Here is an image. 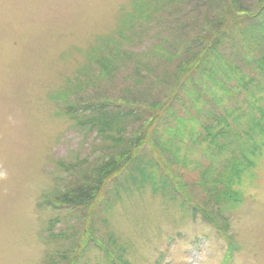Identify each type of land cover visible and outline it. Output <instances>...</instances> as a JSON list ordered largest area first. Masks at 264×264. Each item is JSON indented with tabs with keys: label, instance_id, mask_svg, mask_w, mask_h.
Masks as SVG:
<instances>
[{
	"label": "rangeland",
	"instance_id": "rangeland-1",
	"mask_svg": "<svg viewBox=\"0 0 264 264\" xmlns=\"http://www.w3.org/2000/svg\"><path fill=\"white\" fill-rule=\"evenodd\" d=\"M263 57L264 0H0V264H264ZM127 151L89 206L42 204Z\"/></svg>",
	"mask_w": 264,
	"mask_h": 264
},
{
	"label": "trees",
	"instance_id": "trees-1",
	"mask_svg": "<svg viewBox=\"0 0 264 264\" xmlns=\"http://www.w3.org/2000/svg\"><path fill=\"white\" fill-rule=\"evenodd\" d=\"M236 23L240 24L238 21H236ZM252 23H254V20ZM260 43H262V42L259 41L257 46H259ZM211 44L213 46L214 42H212ZM217 46L218 45H215L214 48H217ZM215 52L219 53L218 50H212L211 54H214ZM212 58L215 60L221 61L220 59H217L214 57H212ZM259 61H260V65L256 66V68H257V70L258 69L263 70L262 68H264L263 67L264 66V57H263V59L259 58ZM220 64L224 65V62L221 61ZM220 64L218 66H222ZM212 69H214V68H212ZM263 72H264V70H263ZM204 73H206V71ZM210 73L211 74H209V76H208V81L216 80L215 76H214V70H211ZM214 84H216V82H214ZM219 86H221V85H219ZM222 88H223V86H222ZM239 113H241V110L239 111ZM241 115L242 114H238L237 117H243V115L242 116ZM250 119H251V121L254 122V128H255L256 132L259 131V133L264 134V117L259 119V120H261V122H256L257 120L253 117H250L249 120ZM252 128L253 127H251V129ZM100 131H101L100 132L101 134H105L104 131H102V130H100ZM253 146H254V148L257 147V145L255 143ZM132 152L133 151H127L123 156V158H124L123 163L120 165L117 164V166L111 165V167H110V165H109L110 161H111V163H113V161H114V159L111 158L109 163L105 165L106 168L108 169L107 170L108 173L104 174L105 177L107 176V178L105 179V183H100V184L98 183L97 184L96 182H94L95 180L93 178L95 175H97L99 177V175L102 174V173L100 174V172H103V167H101L102 165H99V167H98L96 164H90L89 162H85L83 165L80 162H78V163L70 164L69 167H67V168H62L65 172L62 176L59 177V181L57 182V184H59V187H56L53 190L52 194L49 195L47 193L43 197L42 204L44 206L55 208V209L66 208L68 210L79 209V208H83L85 206H89L94 198L96 199L99 197V194H101L100 192H102L101 190H103L104 189L103 187L106 186V183H107L106 181L110 180L112 177H114L116 175L121 174L122 168L125 165L136 163L137 153L136 152L132 153ZM239 162H238V164H239ZM236 164H237V161H236ZM135 167H133V168H135ZM95 171H97L98 173H96ZM141 171L143 172L144 169H141ZM159 175L161 176L159 178L160 186L162 188H167L166 191H168V196L172 192L180 193V191H178L177 188L171 187L170 182H168L166 179H164L161 174H159ZM165 177H166V174H165ZM226 193H227V195H226ZM225 195H226V197L229 196L232 199H234V198H236L237 193L233 192V190H230L227 187V189L225 191H222L218 196H219V198H223L224 200H226ZM183 199H186V198H183ZM183 199H180V200H183ZM191 204H192L191 209L193 212V217H197L199 215V217L202 218V220L205 221L207 224H211V225L216 224L217 225V223L214 222L215 220L214 221L212 220L213 218L209 215V213L207 211H205L204 209H201L200 206L196 203H191ZM181 233L182 232L178 233L177 235L180 236ZM88 238L89 239L92 238V235L89 234V236L87 238L85 237V240L82 242V246ZM205 243L208 244L207 239L205 240V242L202 245H200V243L197 241V239L192 240V244L196 248H198L199 246L203 247V245ZM227 243H229V242H227ZM95 244L98 248L101 247L100 244H97V243H95ZM82 246H79V247L82 248ZM235 247H231V246L230 247L229 246L224 247L225 248L224 252H223L224 260L231 262V260H228V259H230L232 256V253L237 250L236 249L237 247L236 248ZM81 250L82 249L78 248L75 252L78 254V258H77V254L74 253L73 255H75V256H72L68 261H70V263H73V262L76 263L77 259H79V255L81 256V254H82ZM63 257L66 258L67 256L63 255ZM114 262L115 263L120 262V264H122V260L118 256L113 257V263ZM222 264H226V263H222Z\"/></svg>",
	"mask_w": 264,
	"mask_h": 264
}]
</instances>
